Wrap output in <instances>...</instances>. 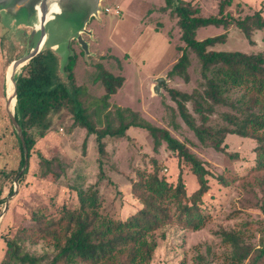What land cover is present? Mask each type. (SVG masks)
<instances>
[{"label": "trees", "instance_id": "trees-1", "mask_svg": "<svg viewBox=\"0 0 264 264\" xmlns=\"http://www.w3.org/2000/svg\"><path fill=\"white\" fill-rule=\"evenodd\" d=\"M216 1V12L205 16L200 5L192 0H165L163 9H168L176 18L180 39L184 42L183 46H177L180 55L167 71V77H179L189 82V53L192 52L200 64L202 78L190 92L169 88L168 93L175 103L171 109L202 145L217 152L227 154L224 139L228 134L254 140L253 170L263 171L264 51L246 53L218 50L214 46L225 42L230 27L238 29L250 44H254L252 34L257 30L264 32V0L259 9L244 15L230 10L232 6L239 10L240 0ZM210 25L224 31L198 39L197 30ZM73 51L64 70L70 87L56 77L58 59L48 46L15 72L14 117L22 129L28 150L27 168L19 174L24 151L10 122L20 151L19 166L14 171L17 182L20 184L27 174L37 139L51 129L54 116L66 110L71 117V130H84L86 137L94 135L99 155L106 154V137H125L131 127L146 130L152 138L154 151L165 143L178 164L182 162L189 166L196 188L188 192L181 171L175 182L170 181L160 174L157 161L152 159V169L136 170V178L130 182V194L140 207L124 219H116L101 213L97 186L86 189L74 186L75 206L62 203L54 205L53 211L34 210L30 218L35 227H19L14 235L4 238L5 250L0 264H44L45 254L38 256L25 248L26 242L34 244L38 240L50 242L54 250L45 264H150L158 246L155 234L159 229L169 224L191 231L204 227L207 215L201 205L210 189L208 177L212 174L206 161L167 128L152 124L129 107L111 105L109 99L122 87L123 75L114 74L102 63H97L93 82L103 88V94L98 97L92 96L84 84H77L74 70L82 51ZM87 98L91 101L85 103ZM218 105H225L232 112H223L222 123L213 125L210 118ZM85 145L86 139L82 143L83 149ZM34 153L45 174L53 172L57 179L63 174L62 168H54L57 159L47 158L38 150ZM100 177L103 178L101 168ZM212 177L223 186L236 180L224 173ZM4 201L0 190V209ZM258 209L264 215V195ZM219 234L223 243L230 247L226 257L228 264H264V225L256 243L238 230H222ZM160 236L165 237L163 233Z\"/></svg>", "mask_w": 264, "mask_h": 264}, {"label": "rangeland", "instance_id": "rangeland-1", "mask_svg": "<svg viewBox=\"0 0 264 264\" xmlns=\"http://www.w3.org/2000/svg\"><path fill=\"white\" fill-rule=\"evenodd\" d=\"M192 1L200 5L205 16L217 10L216 0ZM240 1L239 10L234 6L230 10L244 15L259 9L262 0ZM106 6L111 11L106 12ZM164 6L165 0H102L99 17H92L86 25L87 29L92 30L93 36L83 34V38L89 43L91 56L87 57L76 40L71 41V46L77 53L82 51L75 66V79L77 84H84L92 96L98 97L103 94V88L99 83L93 82L97 63H102L114 74L123 75L125 80L122 87L109 99L111 105L129 107L152 124L167 128L174 137L186 142L192 152L206 161V167L212 176L224 173L236 178L229 185L223 186L209 176L210 189L204 195L201 205L207 215L204 227L191 231L169 224L159 229L155 234L158 246L150 262L228 264L226 257L230 247L223 243L219 232L238 230L249 235L252 243L258 241L260 228L264 225V215L258 209L264 195V170H253L254 140L228 134L224 139L227 154L217 152L202 145L178 114L172 111L175 103L171 100L168 89L177 88L190 92L202 78L200 64L192 52L189 53V82L186 83L179 77H167V71L180 55L177 46H183L184 42L180 39L181 31L176 18L171 16L168 9H163ZM116 9L119 10L118 14H114ZM262 14L264 15V9ZM29 31V28L24 27L11 32L0 18V50L4 62L10 63L28 53L30 48L26 33ZM223 31L222 28L210 25L198 29L196 36L204 39ZM226 33L225 42L214 46L215 49L246 53L264 51V32L261 30L252 34L254 44H250L235 27H230ZM48 44L49 42L45 46ZM60 51H66L65 46ZM57 58L59 59L58 56ZM5 68V64L4 67L0 65V84L4 92L3 97L0 95V190L1 196L5 199L9 197V201L0 220V261L5 250L6 236L14 235L19 227H35L30 218L32 211L49 212L55 209L54 205L65 203L73 207L77 204L74 186H83L85 189L97 186L101 213L116 219H124L140 207V203L130 194V182L136 178V170L152 169V159L157 161L160 174L170 181L175 182L181 171L188 192L196 188L189 166L182 162L178 164L165 143H162L158 151H154L152 138L146 130L132 127L125 137H106V154L99 155L94 135L86 137L84 130H71V117L66 110L55 115L51 129L44 137L37 139L27 174L16 185L14 171L19 166L20 151L5 111V94L7 95L10 87L7 78L3 79L1 76ZM56 69V77L70 87L66 73L60 72L58 66ZM160 76L163 77L160 89L153 95L152 86ZM88 101L89 98L85 103ZM223 112L232 111L225 105L216 106L210 123H222ZM35 150L47 158L57 159L54 168L63 169V174L58 179L53 172L45 174ZM100 168L103 178L100 177ZM16 187L17 192L13 194ZM161 233L164 238H161ZM25 248L38 256L45 254L44 264L54 254L51 243L44 240H38L34 244L26 242Z\"/></svg>", "mask_w": 264, "mask_h": 264}, {"label": "water", "instance_id": "water-1", "mask_svg": "<svg viewBox=\"0 0 264 264\" xmlns=\"http://www.w3.org/2000/svg\"><path fill=\"white\" fill-rule=\"evenodd\" d=\"M102 0H0L1 21L11 32L24 27L30 31L26 33L27 45L30 51L12 60L7 66V80L12 89L6 95L5 111L10 122L20 139L24 162L19 171L23 173L28 164V150L25 145L22 129L14 117V109L10 106L12 99L16 97L15 72L37 55L48 44V47L59 57L57 66L59 71L65 73V67L69 58L74 55L71 49V41L76 40L81 50L91 56L89 43L83 38V34L93 36L92 30L86 25L92 17H99ZM51 35V37H50ZM52 39V40H50ZM33 41L35 44L33 45ZM65 46L66 51H60ZM93 55V54H92ZM163 77H157L152 86V94H157ZM17 185V177L15 178ZM17 192V187L13 194ZM9 197L5 199L4 209L0 214V220L7 207Z\"/></svg>", "mask_w": 264, "mask_h": 264}, {"label": "crops", "instance_id": "crops-1", "mask_svg": "<svg viewBox=\"0 0 264 264\" xmlns=\"http://www.w3.org/2000/svg\"><path fill=\"white\" fill-rule=\"evenodd\" d=\"M4 64L6 65V68H5V70L3 71L4 73L1 75L2 76V78L3 79H5V78H7V74H6V72H7V66H8V62H4V60H3V57H2V53H1V50H0V65H2L3 67H4ZM173 65V64H172ZM8 81V80H7ZM1 86V90H0V95H2V97H3V95H4V92H3V90H2V84H0ZM0 98H1V96H0ZM5 100H6V94H5ZM132 128V127H131Z\"/></svg>", "mask_w": 264, "mask_h": 264}, {"label": "built area", "instance_id": "built-area-1", "mask_svg": "<svg viewBox=\"0 0 264 264\" xmlns=\"http://www.w3.org/2000/svg\"><path fill=\"white\" fill-rule=\"evenodd\" d=\"M104 10L106 11V12H109V11H111V9L109 8V7H104ZM119 13V10L118 9H116L115 11H114V14H118Z\"/></svg>", "mask_w": 264, "mask_h": 264}, {"label": "bare ground", "instance_id": "bare-ground-1", "mask_svg": "<svg viewBox=\"0 0 264 264\" xmlns=\"http://www.w3.org/2000/svg\"><path fill=\"white\" fill-rule=\"evenodd\" d=\"M9 85H10V87H9V91H10L12 89L10 82H9ZM14 103H15V99L13 98L12 101H11L10 106L13 107Z\"/></svg>", "mask_w": 264, "mask_h": 264}, {"label": "flooded vegetation", "instance_id": "flooded-vegetation-1", "mask_svg": "<svg viewBox=\"0 0 264 264\" xmlns=\"http://www.w3.org/2000/svg\"><path fill=\"white\" fill-rule=\"evenodd\" d=\"M30 50H28V52H29Z\"/></svg>", "mask_w": 264, "mask_h": 264}]
</instances>
